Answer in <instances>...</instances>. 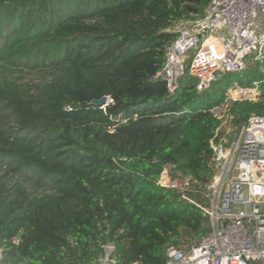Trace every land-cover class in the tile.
<instances>
[{
  "label": "trees",
  "instance_id": "1",
  "mask_svg": "<svg viewBox=\"0 0 264 264\" xmlns=\"http://www.w3.org/2000/svg\"><path fill=\"white\" fill-rule=\"evenodd\" d=\"M211 0H0V249L10 264H164L211 231L204 189L227 117L264 116V58L203 91L152 82L176 24ZM36 75V78H28ZM255 101L211 111L238 83ZM110 97L109 104L94 101ZM67 107H70L67 109ZM196 181L194 202L156 185L166 166ZM200 204V205H199ZM19 242H14V238Z\"/></svg>",
  "mask_w": 264,
  "mask_h": 264
},
{
  "label": "built area",
  "instance_id": "2",
  "mask_svg": "<svg viewBox=\"0 0 264 264\" xmlns=\"http://www.w3.org/2000/svg\"><path fill=\"white\" fill-rule=\"evenodd\" d=\"M174 31L178 36L167 49L163 68L150 80L164 82L174 94L189 75L203 91L226 72L244 71L251 59L263 60L264 0H211L204 16L182 21ZM260 86V80L248 86L235 83L224 103L211 111L225 116L233 102L257 100ZM111 101L108 97L107 104ZM237 129L231 142L221 128L211 140L217 173L203 191L206 204H199L210 218L211 231L189 248L169 246L164 264H264V116L254 114ZM172 168H164L156 185L196 203L189 196L194 178L173 175ZM100 247L96 264H119L114 242ZM0 264H10L2 261L1 249Z\"/></svg>",
  "mask_w": 264,
  "mask_h": 264
},
{
  "label": "rangeland",
  "instance_id": "3",
  "mask_svg": "<svg viewBox=\"0 0 264 264\" xmlns=\"http://www.w3.org/2000/svg\"><path fill=\"white\" fill-rule=\"evenodd\" d=\"M254 60V59H253ZM255 61V60H254ZM249 62H252V61H249ZM248 62V66L249 68L251 67V63ZM28 78H36L37 76L36 75H28L27 76ZM239 125H237L234 120L232 119V117H227L226 121L224 122V125H223V132L225 134H227V136L229 137L228 140L229 142L232 141V139H234L235 135H236V132H237V128H238ZM96 261H93L92 263L90 264H96Z\"/></svg>",
  "mask_w": 264,
  "mask_h": 264
},
{
  "label": "water",
  "instance_id": "4",
  "mask_svg": "<svg viewBox=\"0 0 264 264\" xmlns=\"http://www.w3.org/2000/svg\"><path fill=\"white\" fill-rule=\"evenodd\" d=\"M190 65V62L188 63V66ZM108 101V97H103L99 100L94 101L95 104L97 105H103V104H107Z\"/></svg>",
  "mask_w": 264,
  "mask_h": 264
},
{
  "label": "crops",
  "instance_id": "5",
  "mask_svg": "<svg viewBox=\"0 0 264 264\" xmlns=\"http://www.w3.org/2000/svg\"><path fill=\"white\" fill-rule=\"evenodd\" d=\"M223 125H224V124H223ZM223 125H222V127H221V131H222V133H224V132H223Z\"/></svg>",
  "mask_w": 264,
  "mask_h": 264
}]
</instances>
